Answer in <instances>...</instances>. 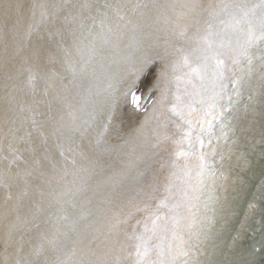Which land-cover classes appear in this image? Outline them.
Here are the masks:
<instances>
[{
	"label": "snow or ice",
	"instance_id": "1",
	"mask_svg": "<svg viewBox=\"0 0 264 264\" xmlns=\"http://www.w3.org/2000/svg\"><path fill=\"white\" fill-rule=\"evenodd\" d=\"M257 74L264 0H0V264H200Z\"/></svg>",
	"mask_w": 264,
	"mask_h": 264
},
{
	"label": "water",
	"instance_id": "2",
	"mask_svg": "<svg viewBox=\"0 0 264 264\" xmlns=\"http://www.w3.org/2000/svg\"><path fill=\"white\" fill-rule=\"evenodd\" d=\"M252 89L254 99L245 93L235 121L240 151L225 165L236 211L226 230L203 240L200 264H264V95L258 74Z\"/></svg>",
	"mask_w": 264,
	"mask_h": 264
}]
</instances>
